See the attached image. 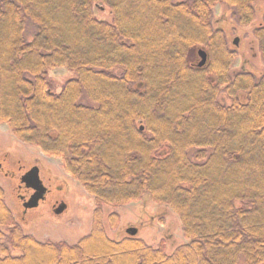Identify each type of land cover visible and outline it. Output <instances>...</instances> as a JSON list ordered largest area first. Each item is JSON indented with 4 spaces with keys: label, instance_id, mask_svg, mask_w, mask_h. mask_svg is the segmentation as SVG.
<instances>
[{
    "label": "trees",
    "instance_id": "16d2710c",
    "mask_svg": "<svg viewBox=\"0 0 264 264\" xmlns=\"http://www.w3.org/2000/svg\"><path fill=\"white\" fill-rule=\"evenodd\" d=\"M216 4L253 28L264 68V0H0V123L95 200L77 243L41 242L0 184V264H264V69L234 71ZM143 200L187 241L111 237L105 207Z\"/></svg>",
    "mask_w": 264,
    "mask_h": 264
},
{
    "label": "rangeland",
    "instance_id": "374dc122",
    "mask_svg": "<svg viewBox=\"0 0 264 264\" xmlns=\"http://www.w3.org/2000/svg\"><path fill=\"white\" fill-rule=\"evenodd\" d=\"M100 10H96L97 14L100 18L106 19V16L103 15L107 12ZM214 11L217 25L225 33H230L231 44H233L234 37H240L239 48L235 46L237 57L233 64L234 71H240L244 58L246 59V68H251L258 72L263 71L264 68L259 59L260 55H258V45L252 38H249L246 30L238 25L237 19L232 12L221 4H216ZM226 12L228 13V18L223 17ZM36 32V25L33 22H29L25 31L26 39L28 41L32 40ZM198 49L193 54L196 64L200 60L197 54ZM51 74L55 78H62L67 75V70L56 68ZM82 102L89 103L86 97H83ZM7 153L11 154V156L10 162L6 163V166L11 170V173L17 174V177L15 176L17 179H13V177L6 178L0 170V184L5 191L6 202L16 217L20 216L21 202L16 199L14 188L18 184L20 174L30 168L36 160H39L46 169H49V171L42 169V176L46 178L45 182L49 189L46 198L41 201L37 208L31 209L24 219L21 216L18 218L23 224L26 233L33 235L41 242L64 241L69 244H75L90 232L95 207L94 197L66 172L61 158L46 156L38 148L20 142L11 133L7 124L0 123V156L4 157ZM20 158H23L22 162H18ZM50 171L54 176L62 177L66 180L51 179ZM58 200H64L67 205V210L61 216H55L52 212L53 205ZM154 206L158 208L156 211H154V207L143 200L142 202H133L120 207H105V222L108 221V214L111 211H116L120 214L118 227L112 229L109 235L115 239H120L128 232L129 227L135 226L138 229L139 236L144 238L149 244L158 246L164 242L166 251L172 252L184 240L187 241L182 232L180 219L172 211L171 214L169 212L164 214L165 208H167L165 205L157 204ZM162 216L166 218L163 223H161L163 221L161 220Z\"/></svg>",
    "mask_w": 264,
    "mask_h": 264
},
{
    "label": "flooded vegetation",
    "instance_id": "af4514ba",
    "mask_svg": "<svg viewBox=\"0 0 264 264\" xmlns=\"http://www.w3.org/2000/svg\"><path fill=\"white\" fill-rule=\"evenodd\" d=\"M224 8H226V7H224ZM263 9L262 8H260L259 9V14H261V11H262ZM258 18V17H257ZM258 20V21H257ZM256 21H254V23H253V26H256L259 22H260V19H257ZM240 26V25H239ZM241 28H244L245 30H246V32L248 33V35H249V38L251 39H253V41L256 43V41H255V37H254V35H253V28L252 27H249V26H240ZM243 29V30H244ZM229 35H228V37H230V33H228ZM230 39H231V37H230ZM236 40H238L237 42H236ZM240 37L239 36H236V37H234V39H233V44L236 46V47H238L239 48V43H240ZM257 44V43H256ZM198 54V53H197ZM200 61V60H199ZM245 61V60H244ZM246 65V64H245ZM10 156H11V154H9V153H7V154H5L4 155V157H2V156H0V170L2 171V173L4 174V176H6V178L8 177H13V179H17L16 177H17V174H13V173H11V170H9L8 168H7V166H6V163H9L10 162ZM23 161V158H20V160L18 161V162H22ZM34 166H37V167H39V175H40V178H41V180H42V182H43V184L46 186V188H47V184H46V182H45V180H46V178H43V176H42V169H46L45 168V166L44 165H42L41 163H40V161L39 160H36V161H34V163H32V165H31V167L30 168H28L27 170H25V171H23L22 172V174H20V177H19V179H18V184H17V186H16V188H17V193H18V202H19V200H20V202H21V209H20V216H22L23 218H25V216L27 215V213L31 210V209H35V208H37L39 205H40V203H41V201H43L45 198H46V196H47V193H48V191H49V189L47 188V191H46V193H45V196H44V198H42L40 201H39V203H38V205L37 206H35V207H33V208H26L25 206H24V204L31 198V196L35 193V191L32 189V188H28L22 181H21V177H22V175L24 174V173H26L28 170H30L31 168H33ZM46 170H48L49 171V169H46ZM16 176V177H15ZM50 178L51 179H55V178H57L58 180L59 179H64V180H66L65 178H62V177H56V176H54L53 174H52V172L50 171ZM12 179V180H13ZM68 181V180H67ZM16 188H14V191L16 190ZM63 204H65L66 205V202L64 201V200H58V201H56L55 202V204L53 205V208H52V212H53V215H55V216H61L66 210H67V205L65 206V209L62 211V212H57V210L59 209V207L60 206H62ZM135 227V226H134ZM130 228V227H129ZM129 233V232H128Z\"/></svg>",
    "mask_w": 264,
    "mask_h": 264
},
{
    "label": "water",
    "instance_id": "95a60500",
    "mask_svg": "<svg viewBox=\"0 0 264 264\" xmlns=\"http://www.w3.org/2000/svg\"><path fill=\"white\" fill-rule=\"evenodd\" d=\"M238 40H236L237 42ZM198 56L200 61L197 63V66L203 67L208 61V52L204 48L198 49ZM141 129H144L141 126ZM21 181L28 187L32 188L35 193L31 196V198L24 204L26 208H33L38 205L39 201L44 198L45 193L47 191L46 186L43 184L40 175H39V167L34 166L26 173H24L21 177ZM65 204L59 207L57 212H62L65 209ZM128 232L131 235H136L138 233V229L134 226H131L128 229Z\"/></svg>",
    "mask_w": 264,
    "mask_h": 264
}]
</instances>
